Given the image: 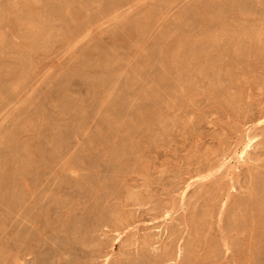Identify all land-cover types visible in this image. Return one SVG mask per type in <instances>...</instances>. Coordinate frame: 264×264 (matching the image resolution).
<instances>
[{
  "label": "rangeland",
  "instance_id": "rangeland-1",
  "mask_svg": "<svg viewBox=\"0 0 264 264\" xmlns=\"http://www.w3.org/2000/svg\"><path fill=\"white\" fill-rule=\"evenodd\" d=\"M0 264H264V0H0Z\"/></svg>",
  "mask_w": 264,
  "mask_h": 264
},
{
  "label": "bare ground",
  "instance_id": "bare-ground-1",
  "mask_svg": "<svg viewBox=\"0 0 264 264\" xmlns=\"http://www.w3.org/2000/svg\"><path fill=\"white\" fill-rule=\"evenodd\" d=\"M249 145V144H248ZM250 147V146H249ZM248 148V147H247ZM245 152V151H244ZM242 154V153H241ZM244 154V153H243ZM240 156V155H239ZM241 157V156H240ZM208 177V176H207ZM204 178H206V177H204ZM203 180V179H202ZM255 194V193H254ZM258 195V194H257ZM253 196V195H252ZM258 197V196H257Z\"/></svg>",
  "mask_w": 264,
  "mask_h": 264
}]
</instances>
